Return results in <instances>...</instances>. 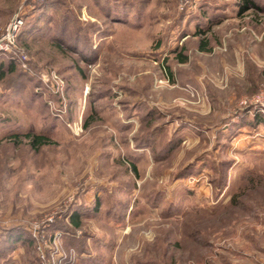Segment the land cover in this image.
I'll list each match as a JSON object with an SVG mask.
<instances>
[{"label":"rangeland","instance_id":"1","mask_svg":"<svg viewBox=\"0 0 264 264\" xmlns=\"http://www.w3.org/2000/svg\"><path fill=\"white\" fill-rule=\"evenodd\" d=\"M237 2L0 0V264H264V0Z\"/></svg>","mask_w":264,"mask_h":264},{"label":"trees","instance_id":"2","mask_svg":"<svg viewBox=\"0 0 264 264\" xmlns=\"http://www.w3.org/2000/svg\"><path fill=\"white\" fill-rule=\"evenodd\" d=\"M237 5H238V13L239 14H242V13H244L250 9H258L259 8L258 5L256 4L255 0H238ZM7 56H8L7 60L10 63L9 65H11L9 69L13 70L12 64H15V61L12 58H10L9 55H7ZM26 136L30 139V143L33 146H39V145H42V144H45L46 142H48L47 138L43 135H40V134H35V135L26 134ZM131 166L134 170H136V166L134 164ZM70 220H71V222H73V224L75 226L79 225L78 217L76 214H72ZM20 236L18 238H15V240L18 241L19 238H21ZM12 238H14V235L12 236Z\"/></svg>","mask_w":264,"mask_h":264},{"label":"built area","instance_id":"3","mask_svg":"<svg viewBox=\"0 0 264 264\" xmlns=\"http://www.w3.org/2000/svg\"><path fill=\"white\" fill-rule=\"evenodd\" d=\"M21 24L22 19L19 18V15L15 14L8 23L4 33L0 36V51H14V48L16 47L15 37ZM52 77L55 80H58V76L56 74H52ZM256 100L259 101L258 99Z\"/></svg>","mask_w":264,"mask_h":264}]
</instances>
